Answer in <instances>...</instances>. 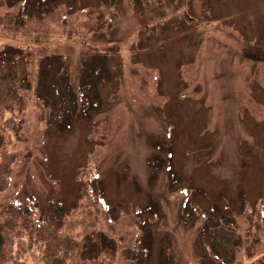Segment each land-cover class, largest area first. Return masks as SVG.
I'll return each instance as SVG.
<instances>
[{
    "label": "rangeland",
    "instance_id": "374dc122",
    "mask_svg": "<svg viewBox=\"0 0 264 264\" xmlns=\"http://www.w3.org/2000/svg\"><path fill=\"white\" fill-rule=\"evenodd\" d=\"M5 45L30 73L0 205L63 239L16 237L29 263L264 264V0H0ZM87 161L104 202L70 216Z\"/></svg>",
    "mask_w": 264,
    "mask_h": 264
},
{
    "label": "trees",
    "instance_id": "16d2710c",
    "mask_svg": "<svg viewBox=\"0 0 264 264\" xmlns=\"http://www.w3.org/2000/svg\"><path fill=\"white\" fill-rule=\"evenodd\" d=\"M29 70L30 60L24 48L5 45L0 49V192L10 187L13 167L18 159L19 147L15 145L25 136L22 119L16 114L23 110ZM41 95L48 101V97ZM96 175L92 161L79 165L75 175L79 181V203L68 211L70 216L76 211L89 214L88 203L95 205L104 202L95 192ZM245 222L247 233L262 237L264 206H253ZM23 236L35 242L42 256L50 257L59 253L63 245L61 236L39 215L32 196L9 199L0 205V264H31L15 243L16 237Z\"/></svg>",
    "mask_w": 264,
    "mask_h": 264
}]
</instances>
